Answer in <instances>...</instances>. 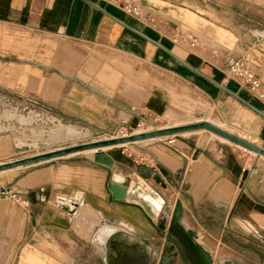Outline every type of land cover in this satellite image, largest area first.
Wrapping results in <instances>:
<instances>
[{"label": "crops", "instance_id": "obj_1", "mask_svg": "<svg viewBox=\"0 0 264 264\" xmlns=\"http://www.w3.org/2000/svg\"><path fill=\"white\" fill-rule=\"evenodd\" d=\"M134 1L144 12L192 31L200 48L184 59L231 91L249 95L236 81L224 79L228 62L239 57L249 62L264 87V0ZM121 21L171 42L99 0H0V93L38 100L97 129L131 123L141 106L157 110L165 98L153 83L156 68L173 72L162 67L166 58L160 49ZM175 72L179 76L181 71ZM208 85L201 90L210 99L214 93L231 96ZM255 104L264 108L257 100ZM220 141L210 148L213 152L191 143L145 149L155 158L153 168L162 183L144 178L137 166L113 155L109 169L87 158L78 164L75 155L36 165L16 182L28 190L30 209L0 201V243L2 252L11 254L5 257L7 264H28L40 245L48 252L57 243L66 254L63 263L69 264L76 248L96 243L108 250L106 242L117 233L160 253L165 246L177 251L172 264H247L244 245L264 251V241H257L264 239L259 234L264 235V200L251 188L260 164L253 168L255 159ZM8 147L0 139V152ZM135 175L148 190L133 191ZM178 201V231L199 256L190 246L183 255L170 250L172 243L165 241ZM97 218L103 224L90 238L86 219ZM161 220L167 222L163 233ZM57 232L63 240L56 239ZM258 264H264V255Z\"/></svg>", "mask_w": 264, "mask_h": 264}, {"label": "rangeland", "instance_id": "obj_2", "mask_svg": "<svg viewBox=\"0 0 264 264\" xmlns=\"http://www.w3.org/2000/svg\"><path fill=\"white\" fill-rule=\"evenodd\" d=\"M183 28L186 29L185 26ZM153 38L155 37L153 36ZM158 40H160L164 46L171 49L173 52L183 58H188L190 55H192L191 52H195L196 50V48L195 50L190 49L182 42L174 45L172 42L161 40L160 38ZM142 47L139 46L141 50H143ZM150 54L151 51L148 50L147 55ZM172 59H163L161 60V63L164 65L162 66L164 69H169L173 73L156 68L157 79L153 83L160 87V90L164 93L165 98L161 106L157 110L153 111L147 110L141 106V110H138L140 112V116L133 119L131 123L115 126L111 129L103 128V130L97 129L93 126H88L78 122L77 120L63 116L58 112V110L44 107L40 102H38V100L32 98L20 97L18 95L9 93H0V139H3L5 144L7 142L11 144L10 148L8 147L4 152H0V164L3 162L30 157L32 155L44 153L58 148L109 139L114 134H120V132L124 131V129L127 127H133V129L138 130V122L142 120L152 121L155 118L157 119L156 126L163 128H167L175 124H190L207 121L215 124L216 126L226 128L240 136H245L249 138L248 140L258 145H264V126H262L264 124L263 117L254 112L251 113L247 110V107L241 104L238 100L223 93L218 97H216L214 93L212 99H210L201 90L204 89V86L211 88L210 85H208V81H204L200 76L194 74L186 68L188 70L187 71L183 68L184 66L182 67V65ZM177 70L181 71L179 76L176 75L175 71ZM229 80L232 79H228L227 81ZM195 85L198 86L199 89ZM212 88L214 90V86ZM243 91L244 89H242V92ZM243 95L245 94L243 93ZM242 97L249 100L257 107L255 104L256 99L253 101L252 99L254 98H252L250 95H248L247 98L245 96ZM258 108L264 110V108ZM143 126L149 127L150 125L144 124ZM173 136L174 137L172 138L161 137L160 139L150 141H137L119 148L107 150L99 149L97 151L95 150L96 153L82 152L75 155V158L78 159V164H85L79 158H87L94 161L95 155L97 153H106L110 157L113 155L116 158L123 160V162L129 166L136 167L137 165L134 162V158L138 156L149 155L147 156V164L145 165L155 168V158L152 154L145 151V149L149 147L172 146L178 148V146L185 145L184 143H191L193 145L199 146L200 148H207V150H211L210 152H213V149L210 148L213 147L215 141L221 140L220 142H226L219 137H215L216 135H212L206 130L198 131L195 134L193 133L185 136ZM228 144L239 150L242 154L248 156V158L252 160L255 159L256 161L257 156L252 152L244 150L239 146H235L232 143ZM62 160H57V162H62ZM258 161L260 164V169L255 176V179H253L251 188L259 198L264 200V158L260 157ZM257 164L258 162L256 164L254 163L252 167L255 168ZM141 165L144 164L142 163ZM34 168H36V165L22 166L8 169L5 172L0 173V190L4 191V189H6L8 192V195L5 197L2 196L0 201H10L25 210H29L31 205L25 206L21 203V201L25 199L24 192H27V197L29 192L27 189L18 187L16 182L21 176L27 174ZM132 187L134 192H143L149 189V186L142 179V177L137 175L133 176L132 178ZM18 191H20L19 194L17 193ZM18 199L20 201H18ZM163 222L164 224L167 223L166 221ZM57 234L58 237L56 239L59 241L63 240L60 232H57ZM259 234L264 236L261 233ZM257 238H259L257 241H264V239L261 237ZM167 239L165 240L166 242H168ZM114 240L116 244L130 243V241L139 242L133 238H125L121 233H117L114 237ZM169 241V243L176 245L175 248L178 249L180 247V254L183 255L186 253V247L184 248V244L182 245L181 240H178L171 235ZM140 247H142L144 252L148 255V264L158 261L161 254L159 248L149 249L142 244ZM2 248L3 244L0 243V264H7V257H10L11 254L3 253ZM43 248V245H40V251L31 254L35 260L30 261L28 264L67 263L66 254L61 251L63 248L62 245L58 243L52 244L50 246L51 251L48 252H44ZM254 248L255 250L252 251L250 245L243 246L245 251L244 256L248 259V261H246L247 264H258L259 261H261V257L264 255L262 253L264 251L257 247V245H254ZM114 249L115 248H113V250H106L104 246L96 243L86 247L84 250L83 248H76V252L71 255L73 257L71 259H74V261L71 260L69 264H115L109 260L110 255L117 256L115 251L116 249ZM16 262L17 261L14 263L16 264ZM172 263H176L175 260L173 261L172 259L170 264ZM181 264L186 263L181 262Z\"/></svg>", "mask_w": 264, "mask_h": 264}, {"label": "water", "instance_id": "obj_3", "mask_svg": "<svg viewBox=\"0 0 264 264\" xmlns=\"http://www.w3.org/2000/svg\"><path fill=\"white\" fill-rule=\"evenodd\" d=\"M126 27L131 29L133 32L138 34L140 37H142L147 42L153 44L158 49L166 53L168 56L173 58L176 62H178L180 65L187 68L189 71L193 72L194 74L200 76L201 78L205 79L221 91H224L234 97L236 100H238L241 104H243L245 107L253 111L254 113L258 114L259 116L264 118V110L256 107L251 102L246 100L245 98L241 97L238 93L231 91L228 89L223 83L215 80L208 74H206L204 71H202L200 68L192 65L189 63L186 59L176 55L173 53V51L166 46H164L160 40L153 38L152 36L148 35L147 33L136 29L127 23L121 21ZM204 129L206 131L212 132L222 138H225L229 140L231 143L239 145L243 148H245L248 151H251L255 154H257V158L255 161V164L258 162L260 157H264V145H258L244 137H241L238 134H235L231 131L222 129L210 122L207 121H201V122H195L175 127H168V128H161L153 131H147L142 132L139 134H133L127 137H121V138H111V139H105V140H98V141H92L88 143H82L79 145H72L68 147L58 148L55 150L47 151L44 153H39L36 155H32L30 157L17 159L14 161L9 162H3L0 164V171L13 169L16 167H22V166H31V165H40L43 163L51 162L56 159H62L65 157H68L69 155L80 153L86 150H94L96 149H102L103 147L113 145L116 143H122V142H133V141H141V140H147L152 139L156 137H168L173 135H179L183 132H189V131H197ZM96 164H99L101 166H104L105 168L109 169L113 164V159L108 156L106 153H97L95 155V160L93 161ZM137 168L141 175L144 178H153L156 182L162 183V178L157 174L155 169L153 167H150L148 165H137ZM113 186V185H112ZM181 213V203L178 201L176 203L175 209L173 211V216L170 220L169 224V235L167 241L170 242V236H174L178 240H181L182 245L184 244V248L189 246L191 247V250H193L195 255H198L199 252L197 248H195L192 244L189 245V241L184 238V236L179 232V228L177 225V221L179 219ZM81 218L80 212L77 214V218ZM87 231H88V237H92L94 234L100 231V227L103 224V221L101 218L93 219V220H87ZM160 229L163 231L166 229V225L164 224L163 220H161L160 223ZM173 246L170 248V250H173L176 245L172 244ZM107 249L114 250L117 253V256L110 255L109 260L114 262L115 264H148V255L144 252L143 248L140 247L141 244L137 241H130V243H115L114 237L109 239L108 242L105 244ZM179 247V246H178ZM194 247V249H193ZM180 248V247H179ZM178 248L179 251H181ZM190 249V248H189ZM178 254L177 251L169 252L168 246H165L162 253L160 254V257L158 261H154L151 264H170L171 260L176 257ZM199 256V255H198Z\"/></svg>", "mask_w": 264, "mask_h": 264}, {"label": "built area", "instance_id": "obj_4", "mask_svg": "<svg viewBox=\"0 0 264 264\" xmlns=\"http://www.w3.org/2000/svg\"><path fill=\"white\" fill-rule=\"evenodd\" d=\"M101 2L116 6L122 12L131 18L137 19L142 22L143 25L153 29L160 37L169 39L174 45L180 42L186 44L190 49H195L199 46L198 37L189 29H185L182 26H172L171 23L160 16H156L150 12H144L142 8L134 0H99ZM224 79H232L238 83V85L246 90L248 94L261 102L264 105V87L259 78V75L251 68L249 62L242 58H234L230 60L226 66L224 72ZM157 119L152 121L142 120L138 122V130L133 129V127H127L120 134H114L111 138H121L136 134L137 131L147 132L163 127L156 126ZM144 124L150 125L149 127H144ZM174 137V136H169ZM173 141V140H172ZM149 155L138 156L134 158L136 165L147 164V159ZM13 192V191H11ZM18 194L20 191L17 192ZM8 195L6 189L0 190V198ZM25 199L21 203L25 206H30V200L26 196L27 192H24ZM18 201H20L18 199Z\"/></svg>", "mask_w": 264, "mask_h": 264}, {"label": "bare ground", "instance_id": "obj_5", "mask_svg": "<svg viewBox=\"0 0 264 264\" xmlns=\"http://www.w3.org/2000/svg\"><path fill=\"white\" fill-rule=\"evenodd\" d=\"M173 53H175V52H173ZM176 54V53H175ZM177 55V54H176ZM179 56V55H178ZM181 57V56H180ZM250 110V109H249ZM253 112V111H252ZM213 124V123H212ZM180 125H185V124H175V125H173V126H170V127H175V126H180ZM215 125V124H214ZM218 127H220V128H222V129H225V130H228V129H226V128H223V127H221V126H218ZM168 128V127H167ZM198 131H204V129H201V130H197V131H189V132H183V133H180L179 135H181V136H185V135H190V134H195L196 132H198ZM228 131H230V130H228ZM232 132V131H231ZM139 133H142V131H138V132H136V134H139ZM212 135H216V134H214V133H212V132H210ZM216 136H218V135H216ZM219 138H221L222 140H224V141H226V142H228V143H231L229 140H227V139H225V138H222V137H220V136H218ZM241 137H244V138H246V139H249V138H247V137H245V136H241ZM161 137H156V138H152V139H147V140H155V139H160ZM141 141H146V140H141ZM135 142H137V141H133V142H122V143H116V144H113V145H109V146H106V147H103L101 150H107V149H113V148H119V147H123V146H125V145H127V144H129V143H135ZM233 144V143H232ZM234 145H236V144H234ZM236 146H239V145H236ZM239 147H241V146H239ZM14 148V147H13ZM242 149H244V150H246L245 148H243V147H241ZM95 150L96 149H94V150H86V151H83V152H95ZM251 152V151H250ZM80 153H82V152H80ZM96 153V152H95ZM253 153V152H252ZM77 154H79V153H75V154H72V155H69V156H73V155H77ZM254 155H256L257 156V154H255V153H253ZM68 156V157H69ZM261 158H264V157H261ZM6 170H3V171H0V173H3V172H5ZM59 205L61 206V207H64V208H69V209H73V206H70V205H68L67 203H65V202H60L59 203Z\"/></svg>", "mask_w": 264, "mask_h": 264}, {"label": "trees", "instance_id": "obj_6", "mask_svg": "<svg viewBox=\"0 0 264 264\" xmlns=\"http://www.w3.org/2000/svg\"><path fill=\"white\" fill-rule=\"evenodd\" d=\"M160 51V50H159ZM162 54H163V56L167 59V58H170V59H172L170 56H168L166 53H164L163 51H160ZM173 60V59H172ZM183 67V66H182ZM184 69H186L185 67H183ZM187 70V69H186ZM188 71V70H187Z\"/></svg>", "mask_w": 264, "mask_h": 264}]
</instances>
